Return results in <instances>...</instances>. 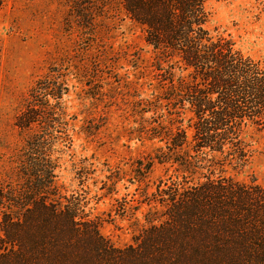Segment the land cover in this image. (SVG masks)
<instances>
[{
    "label": "trees",
    "instance_id": "1",
    "mask_svg": "<svg viewBox=\"0 0 264 264\" xmlns=\"http://www.w3.org/2000/svg\"><path fill=\"white\" fill-rule=\"evenodd\" d=\"M210 1L123 0L143 27L157 83L146 103L132 102L152 113L135 131L163 141L153 160L177 173L151 194L160 208L149 224L117 246L79 202L51 192L58 119L39 89L16 124L46 132L26 138L23 185L0 184V264H264V186L216 174L245 162L249 130L264 128V64L229 34H211ZM165 113L171 128L159 125Z\"/></svg>",
    "mask_w": 264,
    "mask_h": 264
},
{
    "label": "rangeland",
    "instance_id": "2",
    "mask_svg": "<svg viewBox=\"0 0 264 264\" xmlns=\"http://www.w3.org/2000/svg\"><path fill=\"white\" fill-rule=\"evenodd\" d=\"M208 8L211 34H229L264 64V0H211ZM151 56L143 27L130 18L123 0H4L0 184L23 185L26 138L46 131L24 130L16 119L27 104L48 99L59 138L51 149L57 162L51 192L79 202L114 245L132 243L149 224V213L160 208L149 204L151 194L177 176L170 163L153 160L163 141L135 131L149 125L145 118L152 113L133 110L132 102L157 92ZM39 89L45 96L33 98ZM164 116L159 125L171 128L170 116ZM249 134L245 162L225 163L216 174L264 186V128Z\"/></svg>",
    "mask_w": 264,
    "mask_h": 264
}]
</instances>
